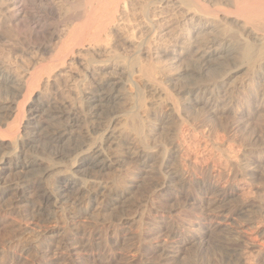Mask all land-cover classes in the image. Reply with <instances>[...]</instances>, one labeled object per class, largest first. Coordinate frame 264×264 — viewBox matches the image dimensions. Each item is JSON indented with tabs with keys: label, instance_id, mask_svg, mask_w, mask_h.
<instances>
[{
	"label": "bare ground",
	"instance_id": "6f19581e",
	"mask_svg": "<svg viewBox=\"0 0 264 264\" xmlns=\"http://www.w3.org/2000/svg\"><path fill=\"white\" fill-rule=\"evenodd\" d=\"M20 1L0 0V27L7 22L13 23L14 25H20L22 23L20 20L21 16L26 17L23 16L25 12L22 11V6L25 7L26 1H21H25V3L23 2L24 5ZM75 1V5L71 1V5L69 6H75L76 9L78 8L77 10L80 9L81 11L77 16L78 18L76 17L77 14L75 15L77 19L73 18L74 16L72 17L73 21L75 19L83 21L75 26H71L73 22L71 23L69 21L71 23V29H65L67 31L66 35L60 40V44L56 46V50H52L54 51V55L47 63L45 62L46 64L40 65L43 63L41 61L38 66L35 63L34 66L31 64V68H27L26 66L27 69L23 70L21 68L20 71H23V74L18 79L11 72H3L5 69L0 67V201L3 200V205L8 201V205L5 203L6 206H12L14 209H18V206L21 209L28 208L34 213V217L45 218V221L50 219L46 223L44 222L43 225L51 223L55 213H57L55 209H59V214L66 210L72 219L70 225L62 226L63 228L53 226L44 227L46 231L42 235L44 239H50L51 241L45 240L44 242H39L40 234L33 235V239H30L22 248H25L26 252L33 248L36 251L41 248L50 249L54 246L56 249L54 248L55 251H52L53 258H51L53 262L49 264H82V261L80 262L79 260V247L83 246L84 248L87 243V246L91 244L88 239L90 236L87 235L88 238L85 239L86 230L91 229V232L97 230L94 231L98 239L95 241H99L102 234L96 228L111 220V225L114 224L108 236L110 237L109 240L112 246L122 245L125 242L128 244V242L134 241V239L136 241V237L138 236L136 232H139V235L142 236L141 230H137L141 229V227L144 228V220L146 217H156V219L160 220L167 218L161 212L166 205H161L160 202L159 204L157 203V206L151 203L156 206H151V208L155 207V210L152 209L146 214L142 212L144 210H141V204H136L132 201L133 197L136 198L135 194L138 193L136 191L141 188L140 182L137 184L135 174L132 173L131 175L133 179L131 177L130 180L128 179L129 181L125 180V182H122L123 179L121 181L120 176H122V172L127 168L132 169L134 167L137 170L136 172L146 174V167H148L157 170L155 173L157 174L158 182L157 184L154 183L153 190L151 189L153 192L152 196L154 195L158 199L163 197L168 200L181 198L183 201H180L184 202V204L188 203L194 213L201 215L199 218L194 219L193 217L194 221H191L192 223L188 226V229L180 230L179 228H174L165 221V223H156L157 227L155 229L158 232L155 231L157 233L160 232L161 235L164 234L162 240H157L155 249L159 252V257L155 255L159 258V262L165 261L164 263H167L166 261H169L170 263V259L174 260L182 256L183 251L186 250H183L185 248L184 245L190 242L188 239L180 240L176 236L186 231L192 237H196L201 241L205 238L209 239L211 236L214 239V236L219 237L218 233L222 234L225 232L222 235H228L232 239L230 242L236 243V246H231L234 247L233 250H230L231 253H237L235 255V264H246V260L243 258L244 252L243 255H241L242 253L240 254L241 249L238 245L241 243L237 244L239 242H243L242 244L246 247L245 250L248 251L249 256L252 254L254 257L255 254L256 259V255L260 254L261 259V253L264 252V230L261 227L264 224V215L258 218L260 215L259 212V215L257 213V217L254 216L253 212H255V209L251 212L252 206L246 205L245 203L239 205L237 208L233 207L235 204L229 206V204L232 205L235 202L234 200L231 202V199L235 197L236 200L239 192L243 191L244 187H242L243 189L239 188L240 186L233 187L230 180L232 179V183L233 181L236 182V180L238 181L237 177L240 175H238V172L234 173L235 170H233L232 177L226 178L224 174L227 171L225 172V170L230 171L236 167L238 170V167L241 169V165L239 166V162L235 157L233 159L231 151L228 149L224 150L222 148L223 146H220L218 143L216 145V143L214 144L213 142L211 144L208 141L210 143L209 145V143H203L205 140L203 142H201L202 140H198L196 138L199 134L198 127H196V124H191L189 120L190 115L185 112L187 110L196 111V107L198 108L199 105H202V109L201 107L200 109L203 114L201 111L199 112L203 117L211 118V120L216 114H219L223 118L225 113H230L229 111L233 109V89L236 88L230 84L228 87H225L226 84L224 86L226 89L221 91L217 86L220 77H224L225 80L227 78H234L232 80L234 82L237 78L245 77L247 79L249 76H254L258 79L257 85H260L262 88L260 89L264 93V0H225L224 5H222V2H220L221 4L214 2L216 6L212 5L211 8L205 7V5H203L204 7L201 6L202 3H199V0L198 3L196 0H150L145 1V3H142L141 0ZM37 2H41V0ZM19 3L22 6H19ZM75 7L70 8L73 10ZM71 9L69 10L68 8L67 10L70 12ZM42 11L44 12V10ZM150 14H152V17H150ZM64 15L62 16L65 17L66 15ZM31 17H27V19L28 21L31 19L33 25L40 23L39 18ZM69 18L66 20H69ZM177 18H181L180 22L187 23L188 26H186L189 29L187 33L188 37H184L186 33L184 35V31L181 28L183 34L178 35L177 32L175 33L176 25L179 23L176 21ZM70 20L72 21L71 18ZM24 22L28 23L26 21ZM55 23L54 25H57ZM56 28L58 29V27ZM45 29H48V26ZM33 30L31 31L29 29L31 33L34 32ZM30 34L28 37H30ZM59 34L54 32L51 37L49 34V37L52 39L50 41H53L57 37L62 38L58 36ZM229 35L232 37L238 35L240 37L237 39L235 36L237 41L233 38L236 42L232 44L233 41L232 43L229 42L232 40L228 38ZM49 37L48 39H50ZM138 37H143L142 39L144 40L141 41ZM27 39L29 40L30 38ZM8 40L10 41V39L5 41L9 42ZM12 47L14 48V46ZM48 50L47 45L37 47V52L40 54ZM122 54H125V56L123 57ZM48 58L50 57L48 56ZM100 58L104 59L100 60ZM185 61L188 62L189 66L186 65L187 63ZM1 62L0 64H2ZM178 62L186 63L185 65L187 67L185 66V69L182 67L181 73L171 82V80H168V77L174 69L173 65ZM68 63L76 64L77 70L79 68L81 69L80 72H85V75H82L83 79L90 85L88 92L84 93L86 90L82 92L83 95L79 97L80 102H77L75 105L71 103L69 105L67 101L61 99V95L59 97L57 96L60 87H62L61 83L59 85L60 78L64 77H61L62 74L59 73V70L64 68ZM178 66H175V68ZM134 73H138L142 77L143 83L139 86L137 85L138 83L133 82L134 80L131 81ZM220 74L221 76L219 77ZM206 75L209 78L212 75H218L219 78L217 77V80L210 79L209 82L211 80L214 81L212 83L200 79ZM215 76L213 77L215 78ZM207 77L206 79L209 80ZM185 78H191L193 82L182 81L186 80ZM69 81L67 82L68 85L63 87L72 90L71 85L74 84H70ZM180 81L183 83L177 84ZM168 83L173 85L170 90ZM127 84L131 87L133 86V94L125 93L126 89L124 87ZM43 88L47 89L48 92L50 91L53 97L49 95L46 97H43V95L40 96L39 91ZM194 93H197L194 99L187 98ZM156 96L161 99L156 98L157 100L164 101H162L164 107H160L163 109L160 111L163 112L157 113L153 111V113L148 112L144 114L145 111L142 110L148 107L147 105L145 107V103H149L148 101L151 100L154 101ZM29 98H33L32 102L34 104V108L29 113L32 115L36 114L40 119L38 121L25 119V122H23L26 114L25 105L27 102L25 101ZM157 100L155 102H160ZM27 101L30 102L31 100ZM142 112L143 115L141 114ZM201 114L199 115L201 116ZM248 115H251V113ZM228 116L230 115H227V118ZM232 116L234 115L232 114ZM203 117L201 118L203 119ZM194 120L196 122L198 119ZM206 121L203 120L202 123L204 122V125H207L205 124ZM202 123L200 122V125ZM208 125L211 126L210 124ZM257 126L255 127L257 128ZM235 127L238 128L237 126ZM205 130L208 131V129ZM201 131L199 130L200 133ZM218 132L215 135L218 136L219 134L221 136L220 131ZM208 133L206 132V134ZM219 138L216 139L219 140ZM157 141L159 142L157 143ZM19 144L25 147V152L17 150ZM200 147L204 150L213 151L215 155L213 154L208 159H203L200 156L199 159L193 160V157H190L192 153L190 151L194 150L192 148L196 149ZM41 154L48 156L53 161L49 159V164L43 166L46 163ZM198 154L200 155V153ZM239 154L241 155L242 152ZM196 156L199 157L198 155ZM243 162H246V160ZM245 164L248 163L246 162ZM245 164L243 163V165ZM248 166L247 170H249ZM244 169L246 170V168ZM239 171L242 173L241 170ZM115 172L117 175L114 174ZM230 173L232 174V172ZM241 175L245 176L244 173ZM247 177L248 175L242 180H246ZM222 180L225 181L222 182ZM53 181L55 182V190H51L48 187ZM190 183L195 184L194 187H196L194 188V190L196 189L194 196L191 195L190 189V193L188 192V185ZM250 183L252 184L251 180ZM32 196L40 200V206H36L30 200ZM173 202H171L170 208L175 206L172 205ZM176 202L178 203V201ZM3 205H1V208ZM83 205L85 206L83 207ZM162 206L164 207L162 208ZM183 206L181 203V207ZM260 208L259 206L258 209ZM82 217L83 219H81ZM77 218H80L81 221L78 222L79 219L77 221ZM84 219L85 222L82 221ZM166 220L168 221V219ZM171 221L173 220L171 219ZM81 222L82 224H79ZM163 231L164 233L162 234ZM104 235L107 236L106 234ZM153 238L151 237L150 239ZM223 239L222 241L224 243L228 240L227 238L225 240ZM153 240L155 241V239ZM153 240L151 242H154ZM210 241L212 240L210 239ZM191 243L193 244V242ZM208 243L206 244L207 246L204 245L206 248L209 245ZM242 244L241 248L243 249ZM130 245L133 246L132 242ZM64 249L65 251L67 250L66 253L63 252ZM126 250L129 251L128 247ZM200 250L202 251V249ZM184 252L186 253V251ZM67 254L70 256L67 257ZM73 256L77 258L72 260L71 257ZM48 258L50 259V257ZM262 258L264 259V257Z\"/></svg>",
	"mask_w": 264,
	"mask_h": 264
},
{
	"label": "rangeland",
	"instance_id": "374dc122",
	"mask_svg": "<svg viewBox=\"0 0 264 264\" xmlns=\"http://www.w3.org/2000/svg\"><path fill=\"white\" fill-rule=\"evenodd\" d=\"M22 1V0H21ZM20 1V2H21ZM25 1H26V3H25ZM25 1H23L24 3H25V7H23L22 5H24V3L23 2H21V4L19 3V6H22V11H24L25 13H24V15L23 16H26V17H22L21 16V18H20V20H21V24H23V25H19V24H16V25H14L13 23H9V22H7L6 24H4V25H1V27H0V60L2 61H0L2 64H0V67H3V69H5V70H3V72H8V73H12L14 76H15V78L17 77V79H18V77H21L22 76V74H23V71L21 72L20 70H21V68L24 70V69H27V68H31V64H33V66L35 65V63H36V66H38L40 63H41V61L43 62V63H41L40 65H42V64H46L52 57H53V55H54V51L56 50V46H58V44H60L59 42H60V40H62L64 37L63 36H65L66 35V30H70L71 28H70V24H71V26L73 25V26H75L76 24L78 25V23L80 24V23H82V21L83 20H76L78 17V15L80 14V9L79 10H77L76 9V7L75 6H69V5H71L70 3H71V1H72V4L73 5H75L74 3H76V1L75 0H67L68 1V3H67V1L66 0H41V2H37V1H40V0H34V1H32V0H25ZM29 1V2H28ZM70 1V2H69ZM140 1V0H139ZM145 1H150V0H141V2L142 3H145ZM152 1H155V0H152ZM197 1V3H198V0H196ZM202 1V2H201ZM205 1V0H204ZM203 0H199V3H202V5L201 6H203V5H205V7H208V8H211V6L213 5V6H216L215 5V3H219V4H221L220 2H222V5H224V1L225 0H206V2H208V3H206V2H204ZM215 2V3H214ZM29 3V4H28ZM39 3H40V5H39ZM59 3V4H58ZM210 3V4H209ZM43 4V5H42ZM48 4V5H47ZM52 4V5H51ZM218 4V5H219ZM48 6H49V8H48ZM52 6V7H51ZM41 7H42V9H41ZM73 7H75V9L77 10H75V9H71V8ZM204 7V6H203ZM50 8H51V10H52V8H53V10H52V13H51V15H50V12H51V10H50ZM69 8V10L71 9V11L69 12V10H67ZM213 8V7H212ZM66 9V10H65ZM42 10H44V12L42 11ZM46 10V11H45ZM48 10H50V11H48ZM73 11V12H72ZM48 12V13H47ZM70 14H68V13ZM76 12V13H75ZM79 12V13H78ZM56 13V14H55ZM30 16H29V15ZM54 14H55V16H54ZM59 14V15H58ZM60 14H61V17H60ZM66 16H65V15ZM77 14V15H76ZM34 15V16H33ZM62 15H64L65 17H63ZM67 15H69V16H67ZM75 15H76V17H75ZM151 16L150 17H152V14H150ZM34 17V18H39L40 19V23L39 24H32V20L31 19H29V21H28V19H27V17L29 18V17ZM36 16V17H35ZM39 16V17H38ZM74 16V17H73ZM31 17V18H32ZM45 17V18H44ZM53 17V18H52ZM55 17V18H54ZM58 17V18H57ZM72 19V21L70 20V18ZM76 18L75 19V21H73V18ZM26 18V19H25ZM61 18V19H60ZM69 18V20H66V19H68ZM182 18V17H181ZM181 18H177V20L176 21H178L179 23L176 25V31H175V33L177 32V34L178 35H181V34H183L184 33V35H185V33H186V35L184 36V37H186L188 34V25H187V23L186 22H180L181 21ZM48 19V20H47ZM180 19V20H179ZM31 20V21H30ZM47 20V21H46ZM60 20H61V22H60ZM63 20V21H62ZM65 20V21H64ZM24 21H26V22H28V23H25ZM71 23H70V22ZM56 22V23H55ZM25 23V24H24ZM54 23L55 24H57V25H54ZM58 23H59V26H58ZM62 23V24H61ZM184 24L183 26H182V24ZM9 24V25H8ZM12 24H13V26H12ZM28 24V25H27ZM30 24V25H29ZM41 24V25H40ZM64 24V25H63ZM28 27H27V26ZM48 26V29H45V28H47V26ZM187 25V26H186ZM2 26H3V28H2ZM34 26H36V27H34ZM54 26H56V27H58V29H60V30H58L56 27H54ZM11 27V28H10ZM29 27H32V28H29ZM39 27V28H38ZM50 27H53V28H50ZM179 27V28H178ZM184 27V28H183ZM6 28V29H5ZM27 28H29L31 31L33 30L34 32H30L29 31V29H27ZM36 28V29H35ZM67 28V29H66ZM184 31H182L181 29ZM2 29V30H1ZM17 31H16V30ZM22 29H23V31H22ZM38 29H39V32L37 33V31H38ZM66 29V30H65ZM41 30V31H40ZM57 30H58V32H57ZM62 30V32H60ZM5 31H7V32H5ZM10 31H12V32H10ZM47 31V32H46ZM53 31V32H52ZM186 31V32H185ZM19 32V33H18ZM20 32H21V34H20ZM26 32V33H25ZM31 34H30V33ZM43 32V33H42ZM44 32H46V33H44ZM54 32H56L57 34H59L58 36H61L62 38H59V37H57V38H55L53 41H50V40H52L50 37H51V35L52 34H54ZM183 32V33H182ZM16 33V34H15ZM30 34V37H28L29 36V34ZM48 33V34H47ZM52 33V34H51ZM3 34V35H2ZM13 34V35H12ZM38 34H39V36H38ZM42 35V38H41V35ZM49 34H50V37H49ZM7 35V36H6ZM10 35V36H9ZM26 35V36H25ZM15 36V37H14ZM16 36H18V37H16ZM26 38H25V37ZM36 36V37H35ZM50 38V39H48V37ZM139 36V35H138ZM231 35H229L228 36V38L229 39H232L231 41H229L230 43H232V41H233V43L232 44H234V42H236L237 41V39H239V37H238V35H235L236 37H237V39H236V37L234 36V37H230ZM32 37V38H31ZM39 37H40V39H39ZM44 37V38H43ZM188 37V36H187ZM15 38H17L16 40H12V39H15ZM19 38V39H18ZM25 38V39H24ZM27 38H30L29 40L27 39ZM45 38H46V40H45ZM139 38V40H144V39H142L143 37H138ZM236 40H234V39ZM7 39H10V41L9 42H7V41H5V40H7ZM32 39V40H31ZM36 39V40H35ZM36 42H35V41ZM41 40V41H40ZM43 40V41H42ZM138 40V41H139ZM1 41H2V43H1ZM25 41V42H24ZM28 41V43H26ZM31 43H30V42ZM45 41V42H44ZM17 42V43H16ZM49 42V43H48ZM53 42V43H52ZM55 42V43H54ZM7 43V44H6ZM48 43V44H47ZM34 44V45H33ZM37 44V45H36ZM57 44V45H56ZM24 45V46H23ZM47 45V48L49 49L48 51H45L43 54H40L39 52H37V47L38 46H46ZM51 45H52V47H51ZM12 46H14V48L12 47ZM16 47V48H15ZM55 47V48H54ZM8 48V49H7ZM53 48V49H52ZM17 49V50H16ZM24 49V50H23ZM13 50V51H12ZM22 50V51H21ZM52 50H54V51H52ZM2 51V52H1ZM9 51V52H8ZM121 52V51H120ZM9 53V54H8ZM130 53V52H129ZM128 53V54H129ZM14 54V55H13ZM52 54V56H50ZM131 54V53H130ZM41 55V56H40ZM45 55V56H44ZM123 55V57L125 56V54H122ZM8 56H9V58H8ZM11 56V57H10ZM20 56V57H19ZM32 56H33V58H32ZM50 57V58H48L47 59V57ZM16 57V58H15ZM43 59H42V58ZM46 57V58H45ZM14 58V59H13ZM37 58H38V60H37ZM105 58V57H104ZM104 58H100V60H103ZM7 59V60H6ZM34 59V60H33ZM6 60V61H5ZM29 61H31V62H29ZM238 61V60H237ZM237 61H235V62H237ZM4 62V63H3ZM8 62V63H7ZM28 62V63H27ZM46 62V63H45ZM186 62V61H185ZM19 63V64H18ZM38 63V64H37ZM181 62H178V63H176V64H174L173 66V72L171 71L170 72V76L168 77V80H171V82H172V80L174 79V78H177L178 77V75H179V73H181V71H182V69L184 68L185 69V66L186 65H188L189 66V64H188V62H186V63H184V62H182L181 64H180ZM4 64H5V66H4ZM27 64V65H26ZM186 64V65H185ZM236 64V63H235ZM3 65V66H2ZM179 65V66H178ZM183 65V66H182ZM27 68H26V67ZM175 66H178V67H176L175 68ZM5 67V68H4ZM25 67V68H24ZM66 67V68H65ZM64 68H62L61 70H59L60 72V74H62L61 75V77H63V78H60L61 80L59 81V85H60V83H61V86L62 87H60V91H59V93H58V97L61 95V99H63V100H65V101H67V104H69V105H71V104H76L77 102H80V98L79 97H81V95H83V93L82 92H84L85 90V92L84 93H87L88 92V87L90 86V85H88L87 84V82L85 81V79H83V76L85 75L84 73L85 72H80L81 71V69H79L78 68V70H77V66H76V64L74 65V64H67L66 66H65ZM183 67V68H182ZM187 67V66H186ZM177 69H179V70H177ZM181 69V70H180ZM1 70V71H2ZM177 71V72H176ZM180 71V72H179ZM6 72V73H7ZM71 72V73H70ZM66 73V74H65ZM76 73V74H75ZM171 73H173V74H171ZM18 74V75H17ZM138 73H134V75H133V77H132V79H131V81H133V82H135L138 86L140 85V84H142L143 83V80H142V77H141V75L139 76V74L137 75ZM188 74H190V73H188ZM83 75V76H82ZM70 76V77H69ZM72 76H73V78H72ZM208 75H206L205 77H203V78H200V79H202V80H204V81H207V82H209L210 81V79H214V80H217L220 76H221V74L219 75V77H218V75H212V77L210 76V78L209 77H207ZM213 76H215V78L213 77ZM79 77V78H78ZM190 77H192V76H190ZM206 77L209 79V80H207L206 79ZM218 77V78H217ZM82 78V79H81ZM206 80H205V79ZM221 78V77H220ZM218 79V81H219V83L217 84V86H218V88L222 91V90H225L226 88L225 87H228V85L230 84L231 86L232 85H234L233 87H235L236 89H233L234 90V93L237 95H235L234 93H233V95H232V99H233V103H232V111L230 110L229 112L230 113H225L224 115H223V118L225 119H223L222 118V116L220 117L219 116V114H216V116H214L213 118H212V120H211V118H205V117H203L202 116V111H201V109H202V105H199L198 106V108L196 107V111H190V110H187L185 113H187V114H189L188 116L191 118H189V120H190V122H191V124H196L195 126L196 127H198V135L196 136V138H198V140H202L201 142H203L204 140V142L203 143H213L214 142V144L216 143V145H220V146H223L222 148L224 149V150H226V149H228L229 151H231L232 152V157H233V159H234V157H235V159L236 160H238V162H239V166L241 165V169H239V167H238V170L235 168H233L232 170H225V172H226V174H224V176L226 177V178H231L232 177V175H233V170H237L236 172L234 171V173H237L238 172V175H240V176H238L237 177V179H238V181L236 180V182L235 181H233V183H232V179L230 180V182H231V184H232V186L233 187H239V188H241V189H243L242 187H244V190L243 191H245V192H247V193H245V192H243V191H240L239 192V194H238V196H237V198H236V200H235V197H234V199L232 198L231 200V202H233V200L236 202H233L232 203V205L231 204H229V206H233L234 204V206L233 207H235V208H237V207H239V205H242L243 203H245L246 205H251L252 206V210H251V212H253V209H255L254 211L255 212H253L254 213V216H258L259 215V212H260V215L258 216V218L259 217H262L263 215H264V116H262V115H264V93L262 92V88L260 87V85H257V82H258V79H256L254 76H249L247 79L245 78V77H242V78H237L234 82H232V80L234 79V78H231V79H229V78H227L226 80L224 79V77L223 78H221V79H223V80H221V79ZM245 78V79H244ZM73 79H74V81H73ZM76 79V80H75ZM186 79V78H185ZM212 79V80H213ZM63 80V81H62ZM71 82H70V81ZM80 80V82L78 83V81ZM81 80H84V81H81ZM201 80V81H202ZM211 80V82H209V83H212V82H214V81H212ZM242 80V81H241ZM69 81V83L70 84H74V85H71V89L72 90H70L69 88H66V87H63V86H67L68 85V82ZM182 81H186V82H193V80H191V78H189V79H186V80H182ZM220 81H222V82H220ZM64 82H66V83H64ZM72 82H74V83H72ZM81 82H82V85L80 86V84H81ZM83 82H84V84H83ZM231 82H232V84H231ZM236 82H239V83H236ZM64 83V84H63ZM181 83V81L179 82V83H177V84H180ZM183 83V82H182ZM181 83V84H182ZM63 84V85H62ZM75 84H76V86H75ZM77 84H79V85H77ZM169 85H170V83H168ZM176 84V83H175ZM227 84V85H226ZM87 85V86H86ZM129 84H127V86H125L124 88L126 89L125 90V93L126 94H133L134 93V88H133V86L131 87L130 85L128 86ZM226 85V86H225ZM257 85V86H256ZM83 86V87H82ZM171 86H173V85H170L169 86V90L172 88ZM225 86V87H224ZM73 87V88H72ZM79 87V88H78ZM224 87V88H223ZM257 87V88H256ZM247 88V89H246ZM261 88V89H260ZM69 89V90H68ZM133 89V90H132ZM65 90V91H64ZM219 90V91H220ZM259 90H260V92H259ZM38 91H39V89H38ZM236 91V92H235ZM241 91V92H240ZM257 91V92H256ZM39 93L41 94L40 96H42L43 95V97L45 96H47V95H49V96H52L53 97V94L51 95L50 94V91L48 92V90L47 89H40V91H39ZM195 94H197V93H194L193 95H190V96H188L187 98H189V99H194L195 97H196V95ZM261 94H263V95H261ZM78 96V97H77ZM200 96V95H199ZM235 96V97H234ZM258 96V97H257ZM262 96V97H261ZM261 97V98H260ZM156 98H159L160 99V97H158V96H156L155 97V99H154V101L153 100H151V101H148L149 103H145V107H147V109H144V110H142V111H145L144 112V114L146 113H153V111L154 112H157V113H161V112H163V111H160V110H163V109H161V108H163L164 106V103H162V101H160L159 99L157 100ZM236 98V99H235ZM32 99L33 98H29V99H27V100H31L30 102H28L27 100L25 101V102H27L26 103V105H25V110H26V114H25V116H24V121L23 122H25V119L26 120H28V119H32L31 121H38V119H40L39 118V116H36V114H34V115H32L31 113H29V111L31 110V109H33L34 108V104H33V102H32ZM79 99V100H78ZM257 99V100H256ZM160 101V102H158V103H161V104H158L157 102H155V101ZM259 101V102H258ZM59 102V101H58ZM155 102V103H154ZM164 102V101H163ZM187 102V101H186ZM189 102V101H188ZM71 103V104H70ZM166 103V102H165ZM236 105H235V104ZM246 103V104H245ZM150 104H152V105H150ZM261 104H263V105H261ZM79 105V104H78ZM147 105V106H146ZM155 105V106H154ZM156 105H157V107H156ZM160 105V106H159ZM233 105H235V106H233ZM162 106V107H161ZM258 106V107H257ZM144 107V108H145ZM152 107H153V109H152ZM161 107V108H160ZM200 107H201V109H200ZM250 107V108H249ZM262 109H261V108ZM154 108H155V110H154ZM158 110H157V109ZM245 108V109H244ZM256 110H255V109ZM149 109V110H148ZM237 110V111H236ZM247 110V111H246ZM151 111V112H150ZM189 111H190V113H189ZM199 111H201V113L199 112ZM251 111V112H250ZM254 111V112H253ZM248 114H250L251 113V115H248ZM234 115V116H232V114ZM235 113V114H234ZM246 115H245V114ZM142 115H143V112L141 113ZM199 114H201V116L199 115ZM199 115V116H198ZM227 115H230V116H228V118H227ZM242 115V116H241ZM34 116H36V117H34ZM245 116V117H244ZM250 116H251V118H250ZM198 117V118H197ZM201 117H203V119L201 118ZM216 117H218V118H216ZM231 117V119H229ZM259 117V118H258ZM35 118V119H34ZM200 118V119H199ZM205 118V119H204ZM228 120H227V119ZM263 118V119H262ZM194 119H198V120H196V122H195V120ZM214 119H218V120H214ZM220 119H222V120H220ZM259 119V120H258ZM192 120V121H191ZM206 121V120H208V121H206L205 122V124H207V125H204V122L202 123V121ZM234 120V121H233ZM236 120V121H235ZM244 120H246V121H244ZM202 123L201 125H200V122ZM214 121V122H213ZM216 121V122H215ZM219 121H220V123H219ZM222 121H224V122H222ZM244 121V122H243ZM261 123H260V122ZM193 122V123H192ZM195 122V123H194ZM210 122V123H209ZM230 122V123H229ZM246 122V123H245ZM249 123V125H248V123ZM198 123V124H197ZM212 123V124H211ZM245 123V124H244ZM208 124H210L211 126H209ZM214 124V125H213ZM222 124V125H221ZM235 124V125H234ZM247 124V125H246ZM244 125V126H243ZM259 127H258V126ZM207 126V127H206ZM228 126V127H227ZM235 126H237L238 128H236ZM245 126H246V128H248V129H246L245 128ZM255 126H257V128L255 127ZM213 127H214V129H213ZM230 127V128H229ZM235 127V128H234ZM202 128V129H201ZM226 128V129H225ZM242 128V129H241ZM263 128V129H262ZM205 129H208V131H209V133H208V131L207 130H205ZM210 129V130H209ZM224 129H225V131H224ZM239 129V130H238ZM244 129H246L245 131H244ZM250 129V130H249ZM255 129V130H254ZM20 130H21V128H20ZM199 130L201 131H206L208 134H206V132H202L201 131V133L199 132ZM216 130V131H215ZM243 130V131H242ZM260 130H261V132H260ZM214 131H215V134L216 133H219L218 131H220V134H221V136L224 138V140H223V138L218 134V136H216L215 134H214ZM224 131V132H223ZM238 131H240V132H238ZM248 131H250V132H248ZM254 131H255V133H254ZM213 132V133H212ZM223 132V133H222ZM247 132V133H246ZM260 132V133H259ZM232 133V134H231ZM239 134V135H237V134ZM246 133V134H245ZM254 133V134H253ZM259 133V134H258ZM203 134H205V136H203L202 137V135ZM212 134H214V135H212ZM226 134H228V135H226ZM241 134H243V135H241ZM252 136H251V135ZM209 135H211L212 137H213V139H212V137L211 136H209ZM223 135H225V136H223ZM234 135V136H233ZM236 135V136H235ZM248 135V136H247ZM261 135V136H260ZM263 135V136H262ZM244 136V137H243ZM251 136V137H250ZM255 136V137H254ZM260 136V137H259ZM95 137V136H94ZM208 137V138H207ZM218 137H220L219 138V140L218 139H216V138H218ZM243 137V138H242ZM207 138V139H206ZM226 138H228V139H226ZM246 138V139H245ZM251 138V139H250ZM212 139V140H211ZM216 139V140H215ZM222 141H221V140ZM234 139V140H233ZM237 139V140H236ZM225 140H226V142H225ZM230 140V141H229ZM241 140V141H240ZM247 140V141H246ZM256 140V141H255ZM160 142H161V140H159ZM159 141H157V143L159 142ZM207 141V142H206ZM209 141V142H208ZM215 141H219V142H215ZM254 141V142H253ZM229 144H228V143ZM235 144H234V143ZM156 142H155V144H157ZM210 143H209V145H210ZM218 143V144H217ZM221 143V144H220ZM228 144V146H226L227 144ZM231 143H232V147H231ZM245 143V144H244ZM223 144V145H222ZM226 144V145H225ZM238 144V145H237ZM242 144V146L243 147H246V148H243L242 146H240V145ZM235 145V146H234ZM245 145V146H244ZM259 146V147H258ZM231 147V148H230ZM239 147H240V151H239ZM230 148V149H229ZM236 148V149H235ZM243 148V149H242ZM192 149H194V150H192ZM191 150L192 151H190V157L192 158L193 157V160L194 159H199L200 158V156L203 158V159H208L209 157H211V156H213V154L215 155V153L213 152V151H211V150H204L202 147H200V148H192ZM202 149H203V151H202ZM17 150H22L23 152H25V147L22 145V144H19L18 145V147H17ZM195 150H197V151H195ZM198 150H199V152H198ZM195 151V152H194ZM206 151V152H205ZM208 151V152H207ZM234 151V152H233ZM205 154H204V153ZM212 152V153H211ZM242 152V154L244 155H240L239 153H241ZM195 155H194V154ZM198 153H200V155L198 154ZM202 153V154H201ZM234 153H235V155H234ZM209 154H212V155H210L209 156ZM42 155V154H41ZM196 155H198L199 157H197ZM207 155V156H206ZM219 155V154H218ZM234 155V156H233ZM245 155H247V156H245ZM43 156V160H44V162L46 163L45 165H43V166H47V164H49V159L50 160H52L51 158H49L48 156H46V155H42ZM194 156H195V158H194ZM239 158V159H237V158ZM246 157H248V158H246ZM217 158H218V156H217ZM216 158V159H217ZM241 158V159H240ZM245 158V159H244ZM249 161H248V160ZM259 159V160H258ZM240 160H242V161H240ZM244 160H246V162L248 163V164H245L246 162H243ZM53 161V160H52ZM243 163L245 164V165H243ZM251 163V164H250ZM243 165V166H242ZM249 165V166H248ZM255 165V166H254ZM244 166H246V167H244ZM247 166H248V169L250 170H247ZM254 166V167H253ZM156 167V166H155ZM244 168H246V170L244 169ZM259 168V169H258ZM128 169V170H127ZM126 170H124V172H122V176H120L121 177V181H122V179H123V181L122 182H125V180L126 181H129L130 179H131V177H132V179H133V176H131L132 175V173L133 174H135V179H136V181H137V184L139 183L140 184V187L141 188H139L138 189V191H136V192H138V193H136L135 194V196H136V198L135 197H133V199H132V201L134 202V203H136V204H141L140 206H141V210H144V211H142V212H145L146 214H148L149 213V211H151L152 209H154L158 204H159V202H160V204L161 205H166L165 206V208H163L164 206H162V208L165 210H163L162 209V211L161 212H163L164 213V216H166L167 218L166 219H168V221L166 220V219H164V220H160V219H156V217H146L145 218V225H144V228L143 227H141V229H138L137 231H139V230H141L140 232H141V234H142V236L141 235H139V232H136V233H138L137 235V237H136V241H135V239H134V241H131L132 242V244H133V246H131L130 244H131V242H128V244H127V242H125L124 244H127V245H124V244H122V245H117V246H112V244L110 243V240H109V236L108 235H110V230H111V227L113 226V224L111 225V223H112V220L111 221H108V222H105L104 224H102V225H100V227H98V228H96V229H99L98 231L100 232V234H102L101 235V239H99V241H95V240H98L97 239V235L94 233V231H97V230H94L93 232H91L90 230L91 229H87L86 230V232L87 233H85V239H87L88 238V236H90L88 239H89V241H90V243L91 244H89L88 246H87V244H86V246L83 248V246H81V247H79V249L81 250V248H83L81 251L79 250V252H80V254H79V260H80V262L82 261V264H117V263H120V264H235V261H236V254L237 253H231L230 252V250L232 249L233 250V248L234 247H231V246H236V243H234V242H230V241H232V239L228 236V235H226L225 234V236L224 235H222V234H224V233H218V236L219 237H217V236H214L215 238L214 239H212L213 237L211 236V238H205V239H203L202 241L199 239L198 240V238H196V237H192V235L190 234V233H187V231L186 232H183V234H178L176 237L178 238V239H180V240H186V239H188L189 240V242L190 243H188V244H186V245H184L185 246V248H183V250L184 249H186V250H184V251H186V253L183 251V253H182V256H180V257H178V258H175L174 260H172V259H170L171 261H170V263H169V261H166L167 263H164L165 261H161V262H159V258H157V256L159 257V252L158 251H156L155 249H156V246H157V240L159 241V240H162L163 238H164V231L162 232V234L163 235H161V233L159 232V233H157L158 231H157V229H155V227H157V224L156 223H158V222H167L168 224H170V225H172V227H174V228H179L180 230L181 229H188V226L194 221V219L195 218H199L201 215H197V213H194L192 210V208L188 205V203H186V204H184V202H182L183 200L180 198V199H177V200H175V199H173L174 200V202H173V200H168V199H165V198H163V197H160V199H158L156 196H152V190H153V186L155 185V184H157V182H158V180H157V174L155 173V172H157V170H154V168H148V167H146V174H142V173H140V172H136L137 170H135V168L133 167L132 169L131 168H127ZM243 169V170H242ZM150 172H149V171ZM239 170H241V172L242 173H240V171ZM257 170V171H256ZM130 171V172H129ZM224 171V170H223ZM136 172V173H135ZM230 172H232V174L230 173ZM252 172V173H251ZM126 173V174H125ZM229 173V174H228ZM244 173V175L245 176H247L248 175V177L246 178V180L244 179V180H242L243 178H245V176H243V175H241V174H243ZM115 175H117V173L115 172L114 173ZM137 174V175H136ZM156 174V175H155ZM231 174V175H230ZM250 174H251V176H250ZM127 175V176H126ZM229 175V176H228ZM252 175H253V177H252ZM125 176V177H124ZM151 176V177H150ZM155 176V177H154ZM243 176V177H242ZM148 177H150V178H148ZM251 179H250V178ZM137 178H138V180H137ZM154 178H156L155 179V181H154ZM129 179V180H128ZM145 179V180H144ZM148 179V180H147ZM150 179V180H149ZM223 179V178H222ZM241 179V180H240ZM251 180V182H252V184L250 183V180ZM157 180V181H156ZM248 180V181H247ZM152 181V182H151ZM225 181V180H224ZM223 180H222V182H224ZM240 181H242V182H240ZM144 182V183H143ZM152 184H151V183ZM239 182V183H238ZM248 182V183H247ZM155 183V184H154ZM55 182L53 181L52 183H50L49 184V188H51V190H55ZM205 184V183H204ZM204 184H201V185H204ZM234 184H235V186H234ZM57 185V184H56ZM191 185V186H190ZM147 186V187H146ZM150 186H152V187H150ZM195 186V184H189L188 185V192L190 193V191H191V195L192 196H194L195 195V193H196V189L194 190V188H196V187H194ZM149 187V188H148ZM192 187V188H191ZM254 187V188H253ZM147 190H146V189ZM152 189V190H151ZM189 189H190V191H189ZM192 189H193V191H192ZM257 190V191H256ZM141 191V192H140ZM193 192V193H192ZM244 193V194H242V193ZM249 193V194H248ZM252 193V194H251ZM138 194V195H137ZM247 194V195H246ZM239 195H240V197H239ZM244 196V197H243ZM33 197V196H32ZM32 197H30V200H32V202H34L35 203V205L36 206H40L41 204H40V200L38 199V198H32ZM242 197H243V199H242ZM239 198H240V200H239ZM247 198V199H246ZM137 200V202H136V200ZM153 201H152V200ZM156 199V200H155ZM158 199V200H157ZM244 199H246V200H244ZM135 200V201H134ZM180 200H182V201H180ZM241 200H242V202H241ZM3 201V200H2ZM2 201H0V264H49V263H52L53 262V259H51V258H53V252L52 251H55L54 250V246L53 247H51L50 249H39V250H36L35 251V249L33 250V249H30V250H28V251H26L25 252V248L23 249L22 248V246H25L27 243H28V241H30V239H33L32 238V236L33 235H39L40 234V240H39V242L40 241H42V242H44L45 240L46 241H51L50 239H44V236L42 235L43 234V232L44 231H46V228H44L45 226H53V227H65V225L67 226V225H70V223H71V215L69 214V212H66V210H64V212L63 213H60L59 214V209H55V210H57L56 212L57 213H55V215H54V219L53 220H51V223L50 224H47V225H43V223L45 222H47V221H49V220H47V221H45V218H42V217H34V213L33 212H31V210L30 209H21V207H19L18 206V209H14V208H12V206L11 207H9V206H6V204L8 205V201H6L5 203H4V205L2 204L3 202ZM156 203H155V202ZM163 201V202H162ZM176 201H178V203H180V204H178ZM238 201H240L239 202V204H237L238 203ZM248 203H246V202ZM171 202H173L172 203V205H175L174 207L172 206L171 208H170V206H171ZM151 203H153V204H155V205H152ZM158 203V204H157ZM163 203V204H162ZM167 203V204H166ZM181 203H182V206L183 207H181ZM253 203V204H252ZM255 204V205H254ZM1 205H3V207L1 208ZM21 205H23V204H21ZM20 205V206H21ZM177 205V206H176ZM178 205H179V207H178ZM238 205V206H237ZM254 205V206H253ZM85 205H83V207H84ZM151 206L153 207V206H155L154 208H151ZM186 206V207H185ZM259 208V206L262 208H260V209H258L257 207ZM8 207H9V209H8ZM142 207H144V208H147V209H143ZM149 207H150V209H149ZM169 207V208H168ZM189 207V209H187ZM256 207V208H255ZM10 208H11V210H10ZM166 208H168V209H166ZM175 208V209H174ZM178 208V209H177ZM180 208V209H179ZM6 209H8V210H6ZM182 209V210H181ZM6 210V211H5ZM32 210H34V208H32ZM140 210V211H141ZM155 210V209H154ZM189 210V211H188ZM257 210V211H256ZM18 211V212H17ZM148 211V212H147ZM192 212V213H191ZM257 213H258V215H257ZM263 213V214H262ZM105 215H108L107 213H104ZM262 214V215H261ZM158 217V216H157ZM171 217V218H170ZM173 217V218H172ZM193 217H194V219H193ZM159 218V217H158ZM78 219H79V221H78ZM81 219H83V217L81 218ZM81 219L80 218H77V221L78 222H80L81 221ZM147 219V220H146ZM171 219L173 220V221H171ZM191 219V220H190ZM263 219H264V217H263ZM65 220H66V223H65ZM153 220V221H152ZM68 221V222H67ZM83 222H85V219L84 220H82ZM150 221V222H149ZM176 221V222H175ZM192 221V222H191ZM164 222V223H165ZM259 222V221H258ZM146 223H148L147 225H146ZM166 223V224H167ZM187 223V224H186ZM195 223V222H194ZM55 224V225H54ZM64 224V225H63ZM79 224H82V222L81 223H79ZM153 224V225H152ZM154 224H156V225H154ZM187 226H186V225ZM179 227H178V226ZM183 226V228H182V226ZM104 226V227H103ZM151 226V227H150ZM187 228H186V227ZM62 227V228H63ZM109 227V228H108ZM153 227V228H152ZM261 227H263V230H264V224H262V226ZM147 228V229H146ZM109 229V230H108ZM150 229H152V230H150ZM104 230V231H103ZM157 232H156V231ZM142 231H144V232H142ZM151 233H150V232ZM91 232V233H90ZM103 232V233H102ZM109 232V233H108ZM146 232V233H145ZM166 232V231H165ZM108 233V234H107ZM156 233V234H155ZM93 236H91V235ZM104 234H106L107 236H105ZM222 236H221V235ZM88 235V236H87ZM157 235H158V237H162L161 239L159 238L158 239V237H157ZM160 235V236H159ZM41 236H43V237H41ZM87 236V237H86ZM105 236V237H104ZM140 236V237H139ZM228 236V237H227ZM104 237V238H103ZM152 237H154L153 239H155V241L153 240V239H150V238ZM217 237V238H216ZM225 237V238H224ZM39 238V237H38ZM95 238V239H94ZM108 238V239H107ZM146 238V239H145ZM196 238V239H195ZM224 238V239H223ZM228 239V240H226L225 241V243L222 241V239L223 240H225V239ZM104 239V240H103ZM106 239V240H105ZM206 239H208V240H206ZM210 239L212 240V241H210ZM217 239V240H216ZM231 239V240H230ZM92 240V241H91ZM102 240V241H101ZM154 241V242H151V241ZM86 241V240H85ZM141 241H143V242H141ZM145 241V242H144ZM194 241H197V242H194ZM199 241H200V244H199ZM209 243H208V242ZM214 241H216V242H214ZM218 241V242H217ZM222 243H221V242ZM133 242H135V243H133ZM191 242H193V244L191 243ZM205 244H204V243ZM212 242H213V244H212ZM86 243V242H85ZM100 243V245H98ZM110 243V244H109ZM156 243V244H155ZM195 243V244H194ZM198 245H197V244ZM209 244L208 245V247L206 248V244ZM211 243V244H210ZM231 243V244H230ZM233 243V244H232ZM242 244L243 242H239V243H237V244ZM137 244V245H136ZM138 244H140V245H138ZM154 244V245H153ZM202 244V245H201ZM241 244L240 245H238L239 247H240V254L241 255H243V252H244V255H243V258H244V260H246V264H264V259L262 258V257H264V252L263 253H261V259H260V254L259 255H256V259H255V254H254V257H253V255L251 254L250 256L248 255V251L247 250H245L246 249V247L244 246V244H242V247H244L243 249L241 248ZM92 245V246H91ZM204 245H206V246H204ZM230 245V246H229ZM124 246H126L125 248H124ZM135 246V247H134ZM153 246V247H152ZM199 246V247H198ZM89 249H88V248ZM113 247V248H112ZM114 247H115V249H114ZM121 247V248H120ZM123 247V248H122ZM127 247H128V250L129 251H127L126 249H127ZM132 247V248H131ZM112 248V249H111ZM119 248V249H118ZM141 248V249H140ZM189 248V249H188ZM56 249V248H55ZM130 249H132V250H130ZM200 249H202V251L200 250ZM221 249V250H220ZM237 249V248H236ZM257 249V248H256ZM87 250V251H86ZM89 250V251H88ZM113 250H115L114 252H113ZM118 250V251H117ZM123 250V251H122ZM224 250V251H223ZM231 250V251H232ZM22 251V252H21ZM91 251V252H90ZM101 251V252H100ZM246 251V252H245ZM63 252L64 253H66L67 252V250L65 251V249L63 250ZM113 252V253H112ZM120 252V253H119ZM132 252V253H131ZM158 252V253H157ZM226 252V253H225ZM224 254V255H223ZM228 254V255H227ZM247 254V255H246ZM129 255V256H128ZM155 255H157V256H155ZM52 256V257H51ZM68 256H70V255H68L67 254V257ZM72 256V255H71ZM94 256V257H93ZM121 256V257H120ZM131 256V257H130ZM247 256V257H246ZM48 257H50V259L48 258ZM81 257V258H80ZM91 257V258H90ZM48 258V259H47ZM75 258H77L76 256H73V257H71V259L73 260V259H75ZM134 258H135V260H134ZM182 258V259H181ZM248 258H250V259H248ZM148 260V261H146V260ZM151 259V260H150ZM154 259V260H153ZM158 259V260H157ZM253 259V260H252ZM107 260V261H106ZM131 260V261H130ZM140 260V261H139ZM175 260H176V262H175ZM248 260V261H247ZM48 261V262H47ZM87 262V263H85V262ZM117 261V262H116ZM137 261V262H136ZM142 261V262H141ZM152 261V262H151ZM156 263H155V262ZM128 262V263H127ZM135 262V263H134ZM147 262V263H146ZM154 262V263H153ZM174 262V263H173Z\"/></svg>",
	"mask_w": 264,
	"mask_h": 264
}]
</instances>
